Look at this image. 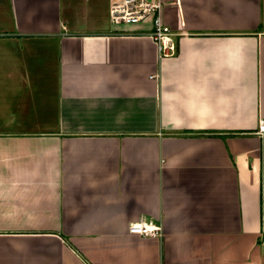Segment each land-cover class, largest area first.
Here are the masks:
<instances>
[{
    "label": "crops",
    "instance_id": "crops-1",
    "mask_svg": "<svg viewBox=\"0 0 264 264\" xmlns=\"http://www.w3.org/2000/svg\"><path fill=\"white\" fill-rule=\"evenodd\" d=\"M160 1L0 0V264H264V0Z\"/></svg>",
    "mask_w": 264,
    "mask_h": 264
},
{
    "label": "built area",
    "instance_id": "built-area-1",
    "mask_svg": "<svg viewBox=\"0 0 264 264\" xmlns=\"http://www.w3.org/2000/svg\"><path fill=\"white\" fill-rule=\"evenodd\" d=\"M160 0H111L110 16L115 24H137L153 17V28L148 32L157 46L158 57L175 55L179 51V41L172 27L161 15ZM259 133L264 134V118L259 122ZM130 231L142 235H161L162 227L153 221H139L130 225Z\"/></svg>",
    "mask_w": 264,
    "mask_h": 264
}]
</instances>
